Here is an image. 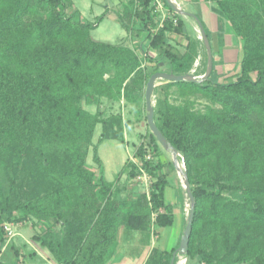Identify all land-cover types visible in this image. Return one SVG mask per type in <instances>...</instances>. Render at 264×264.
I'll list each match as a JSON object with an SVG mask.
<instances>
[{"label":"trees","instance_id":"trees-1","mask_svg":"<svg viewBox=\"0 0 264 264\" xmlns=\"http://www.w3.org/2000/svg\"><path fill=\"white\" fill-rule=\"evenodd\" d=\"M152 1L130 0L116 14L126 31L142 34L149 51L140 56L130 44L95 40L91 31L102 17L84 20L72 0H0V249L7 221L34 219L48 225L34 239L60 264H106L121 227L125 236L137 231L150 239L174 225L167 173H158L165 165L155 161L163 147L147 111L149 141L138 146V162L125 163L114 181L86 162L98 125L96 150L105 140L124 141L125 121L121 112H91L84 104L145 103L161 62L169 72H190L200 44L206 70L200 38H186L183 52L170 43L173 34H186L185 16L163 0L174 18L160 23ZM204 1L239 39L237 70L229 81L213 66L201 83L159 85L166 94L176 87L182 102L164 98L154 115L180 152L195 197L186 264H264V0ZM143 172L156 177L148 192L133 195L119 182ZM177 248L155 244L144 264H170Z\"/></svg>","mask_w":264,"mask_h":264},{"label":"rangeland","instance_id":"rangeland-1","mask_svg":"<svg viewBox=\"0 0 264 264\" xmlns=\"http://www.w3.org/2000/svg\"><path fill=\"white\" fill-rule=\"evenodd\" d=\"M73 5L77 8L84 20L97 22L100 17L102 20L99 21L98 26L91 31V35L95 40L108 41L112 43H126L134 47V49L144 56L148 53V47L142 45L143 36L142 34L128 32L122 27L116 14L125 7V4L130 0H72ZM177 5H180L185 10L199 15L197 7L193 3L189 4L188 0H172ZM152 8L155 18L158 22L163 23L165 18L171 17L172 19L174 12L164 3L163 0H153ZM201 15V14H200ZM199 15V16H200ZM187 20V31L185 35L173 34L170 39V43L173 45V49L177 52H183L185 50V45L188 41L186 38L197 39L200 38V33L198 31V26L194 18L185 17ZM157 30L154 29V33ZM229 33L230 30L228 31ZM185 44V45H184ZM200 59H196L194 63L193 71L195 74L199 73L202 76L204 68L202 63L204 61V47L201 46ZM146 49V50H145ZM154 66V65H153ZM205 66V64H204ZM203 67V70H202ZM221 70L220 79L230 80V75L227 72V68L219 67ZM160 69L163 71L169 70V65L161 62ZM226 69V72H222ZM237 70V69H236ZM235 70V71H236ZM172 72V71H170ZM223 73V74H222ZM229 75V76H227ZM167 81L164 79L158 80V85L155 88L154 93V109L156 113L158 110L164 109V98H168L172 102L180 103L182 99L179 96L176 87H171L169 94L164 93V91L159 90V85L165 84ZM158 87V88H157ZM203 100L197 103L198 108H203ZM84 107L89 109L91 112H96L98 110H103L105 115H109L114 112H121L125 121V126L123 128L124 141L119 139L105 140L102 142L98 149L96 150V144L101 133V126L98 125L94 138L92 142L88 145L86 162L90 169L99 173L100 168H103L104 175L107 180L114 181L120 175V171L125 163L128 161L138 162L139 158L136 156V151L141 143H148L149 141V130L146 123V109L145 103L139 102L136 104H125L124 100L121 102H110L102 99L100 104L86 105ZM148 154V153H147ZM149 155V154H148ZM152 158V156H151ZM150 158V159H151ZM155 161H160L164 163V171H159L160 175L166 174L169 185L166 190L167 201L172 200L177 202L178 212H181L183 207V196L186 199V209H185V221L184 224L178 229L177 236L174 233V226L169 228H161L159 231V239L154 234V245H160L162 247H167L169 250L173 247H178L181 240V235L184 230L188 212V201L185 191L182 186L181 172L180 169L183 168L182 160L180 156L176 157L172 150L161 149L159 158H155ZM176 162L178 166L176 167L173 162ZM121 185L127 188L128 193L131 192L133 195H139L142 192L150 191L152 184L156 181V177L150 176L148 173L143 172L138 175L135 179L131 180L128 178L127 174H122L119 178ZM172 204V203H171ZM185 207V206H184ZM20 214L17 213V217ZM53 231L57 236H60L62 230L59 225L55 222H50ZM7 238L0 249V259L7 264H60L54 254L46 247L40 244V241L34 239L35 235H41L47 228L48 225L43 222H38L37 220H23V221H7L6 222ZM137 232V231H136ZM135 233V232H134ZM140 233V232H138ZM118 244L122 256L131 257L130 260L133 264H141V260L144 257L143 252L147 248L142 245L141 242H136L132 239L124 240L123 228L119 229L118 233ZM141 235L142 234H138ZM143 252H142V251ZM18 251V255L16 252ZM18 256V257H17ZM121 256V257H122ZM185 264L187 261V256H184ZM187 264H199L198 260H193L187 262Z\"/></svg>","mask_w":264,"mask_h":264},{"label":"crops","instance_id":"crops-1","mask_svg":"<svg viewBox=\"0 0 264 264\" xmlns=\"http://www.w3.org/2000/svg\"><path fill=\"white\" fill-rule=\"evenodd\" d=\"M189 4L193 3L195 7H197L198 10V17L201 18V20L204 22L203 24L205 27V30L209 32V40L212 46L213 50V66L217 69V72L220 73L221 70L219 67L227 68L228 73H233L237 69V63L239 60V54H240V43L238 37L232 32V29L229 25V23L221 18L215 11L214 6L211 2H207L204 0L196 1V0H188ZM230 30L231 33L228 31ZM206 31V32H207ZM208 34V33H207ZM185 45V44H184ZM186 46V45H185ZM199 55L198 59L202 57L201 55V49L198 45ZM196 58V59H197ZM222 72H226V69ZM168 202L172 203L174 206V213H175V222H174V233L175 236H177V231L180 229V227L184 224L185 221V209H186V199L183 196V209L181 212H178L177 209V202L169 200ZM185 206V207H184ZM123 228V227H122ZM124 232V240L126 239H132L134 241L141 242L144 247L147 248V250H144L143 258L141 260V264H144L149 253L151 252L153 246H154V235L150 237V239H144L143 235L141 238V235H138L140 233L135 232L131 233L129 236H125L126 231L123 228ZM119 235V234H118ZM159 236V235H158ZM156 236V237H158ZM119 245L116 247V250L113 254V256L106 262V264H133V261L130 260L131 257H124L119 254L120 252ZM122 256V257H121Z\"/></svg>","mask_w":264,"mask_h":264},{"label":"water","instance_id":"water-1","mask_svg":"<svg viewBox=\"0 0 264 264\" xmlns=\"http://www.w3.org/2000/svg\"><path fill=\"white\" fill-rule=\"evenodd\" d=\"M167 3L172 7V9L185 17H192L195 19L198 31L200 33V39L203 41L206 52H207V66L205 73L202 76H197L193 69L190 72L187 73H175V72H169V71H157L153 73L146 85V91H145V103H146V111H147V123L151 130V132L156 136L159 143L162 145V147L165 150H172L173 154L178 157L180 152L168 141V139L164 136L162 131L159 129L158 125L155 122V109H154V93L155 88L158 85V80L164 79L165 81H194V82H203L204 80L208 79L211 75V72L213 70V50L212 46L208 37V34L205 30L204 24L202 20L194 13L189 12L185 10L180 5H177L172 0H166ZM174 165L177 167L178 164L174 161ZM182 164L183 168L180 169V172L182 174V186L185 191V194L189 200V208L187 212V218H186V224L184 227V230L181 235V240L178 248L173 253V257L170 264H175L176 256L178 255H188L189 250V240L190 235L192 231V224H193V218H194V212H195V197L191 189L188 172L185 167L184 160L182 158Z\"/></svg>","mask_w":264,"mask_h":264},{"label":"bare ground","instance_id":"bare-ground-1","mask_svg":"<svg viewBox=\"0 0 264 264\" xmlns=\"http://www.w3.org/2000/svg\"><path fill=\"white\" fill-rule=\"evenodd\" d=\"M180 155V154H179ZM181 179H182V174H181ZM188 201V205H189V200L187 198ZM185 255H178L175 259V264H185V259H184Z\"/></svg>","mask_w":264,"mask_h":264},{"label":"built area","instance_id":"built-area-1","mask_svg":"<svg viewBox=\"0 0 264 264\" xmlns=\"http://www.w3.org/2000/svg\"><path fill=\"white\" fill-rule=\"evenodd\" d=\"M151 158V155L149 154V155H147V159H150Z\"/></svg>","mask_w":264,"mask_h":264}]
</instances>
